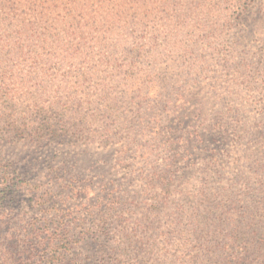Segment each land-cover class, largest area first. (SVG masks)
<instances>
[{
    "label": "rangeland",
    "instance_id": "rangeland-1",
    "mask_svg": "<svg viewBox=\"0 0 264 264\" xmlns=\"http://www.w3.org/2000/svg\"><path fill=\"white\" fill-rule=\"evenodd\" d=\"M244 3L0 0V264L206 260L199 216L234 219L225 189L264 164V0ZM187 135L200 152L148 181Z\"/></svg>",
    "mask_w": 264,
    "mask_h": 264
},
{
    "label": "trees",
    "instance_id": "trees-1",
    "mask_svg": "<svg viewBox=\"0 0 264 264\" xmlns=\"http://www.w3.org/2000/svg\"><path fill=\"white\" fill-rule=\"evenodd\" d=\"M238 6L247 8V0H245L243 5L238 4ZM240 11V8H236V20L241 17ZM182 48H185V45H183ZM157 78V76H153V74L150 73V75H148L146 78V83L148 86L158 85L156 83ZM148 104L149 103L147 102L146 105ZM174 107L176 108V111L178 109L180 111L185 109L181 106ZM166 108L167 107L164 109ZM182 125L183 122L178 117L175 122L170 123L168 130L172 131L173 133L174 130L180 129ZM161 138L162 137H158L157 140ZM169 140L170 139L167 141ZM195 140H197V142L202 141L201 137L198 135H187L186 137L177 136L172 141L170 140L174 148L173 151H170L172 154L166 159L165 167H163L165 170L163 173H154L153 175L151 174V177L147 180L150 182L154 180H160L162 181L160 186L163 185V188L165 189L171 186L173 183L174 173V171L171 169L174 168L176 161L182 160L189 162L187 159L192 158L191 154L193 152H196V150L200 152V150L196 148H187L188 145H192ZM179 143H181V146H179ZM176 146L179 149H184V151L180 150L178 152L179 149H175ZM208 152L209 155L213 153V151L211 152L210 150ZM148 154L146 156L150 159L154 153H151V151L148 150ZM196 154V157H198V153ZM146 162H148V159ZM248 171L253 174L254 178L247 179L244 183H242V188L235 189V193L232 190L225 189L226 193L224 195H226L225 197L229 198L227 199L229 209L232 207L238 208L236 209L238 214L235 211L234 219H230L228 221L226 220L228 218V214L231 213L227 210H223L215 217H212V212L205 209L202 215L199 216L202 217L203 220L201 223L203 224L202 238L204 239V244L205 241L207 242L205 244L206 246L201 245L203 254L206 257V260H203L202 264H264V164L258 160H255L251 164V167ZM237 178L239 179L238 175ZM237 181H240V179ZM1 187H3L2 184L0 185V188ZM204 188L205 187H203V189ZM200 196L202 198L198 200L196 205H200L202 202H204V204L211 202V198H213L205 197V193H201ZM227 224L229 225L228 229L226 230L225 225ZM194 248L198 250L199 247L195 246ZM231 248H233V250H231ZM111 250L112 249H108L107 252L110 253L109 256L113 254V261H115L116 253L115 251ZM210 250L213 251L210 252ZM199 253H202V251H199ZM129 258L130 255L127 254L125 259ZM194 262V260H190V263L194 264ZM140 264H146V262L140 261Z\"/></svg>",
    "mask_w": 264,
    "mask_h": 264
}]
</instances>
